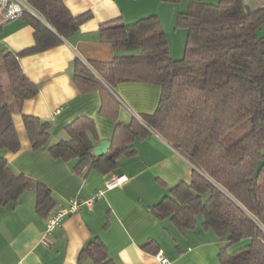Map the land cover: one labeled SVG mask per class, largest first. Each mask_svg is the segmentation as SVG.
<instances>
[{"label": "trees", "instance_id": "obj_1", "mask_svg": "<svg viewBox=\"0 0 264 264\" xmlns=\"http://www.w3.org/2000/svg\"><path fill=\"white\" fill-rule=\"evenodd\" d=\"M47 22L27 11L24 17L35 28L34 46L14 53L5 49L0 60V149H20L13 111L37 94L39 88L24 73L23 53L42 51L59 44L61 37L76 32L87 15H74L64 0H29ZM245 0L218 3L190 0L177 25L187 29L184 55L173 58L169 38L157 14L127 23L115 18L98 29L103 41L116 51L112 61L74 59L73 79L82 91L99 89L101 110L116 120L111 146L104 155L93 154L97 129L89 116L76 118L66 127L68 137L53 144L54 157L77 158L76 168L112 169L117 159L136 153L134 140L155 130L195 166L190 182H180L163 196L153 211L169 217L182 230L193 228L198 215L226 244L220 248L223 264H264V5ZM2 71L9 83L6 90ZM145 81L161 85L162 93L153 113L123 122L118 83ZM9 93V94H8ZM32 147L48 144V121L24 115ZM232 130L241 135L224 142ZM263 161L260 170L258 163ZM36 192V210L48 215L53 208L51 189L16 171L0 155V205L17 203L26 188ZM246 240L245 243L242 242ZM234 250L229 248L238 243ZM93 255L96 264H111L98 238L82 253Z\"/></svg>", "mask_w": 264, "mask_h": 264}, {"label": "crops", "instance_id": "obj_2", "mask_svg": "<svg viewBox=\"0 0 264 264\" xmlns=\"http://www.w3.org/2000/svg\"><path fill=\"white\" fill-rule=\"evenodd\" d=\"M245 1L250 6L264 5V0ZM64 2L72 14L87 17L76 32L61 37L59 44L19 56L24 73L39 90L13 111L20 149H0V155L16 171L51 189L54 206L48 215L39 213L33 186L24 190L17 203L0 205V264H96L93 255L82 253L95 238L104 245L111 264H223L219 252L227 239L205 227L203 216L193 228L182 230L171 218H160L153 211V206L173 186L191 181L195 168L160 133L151 130L147 136L137 137L133 142L136 153L121 155L107 171L99 166L89 168V162L77 169V158L54 157L48 147L66 139L67 125L82 116L94 119L95 145L108 139L111 146L116 120L102 112L101 91H82L73 79L76 57L87 63L114 59L116 51L111 43L101 39L100 25L115 18L130 23L157 14L169 35L177 25L178 15L188 10L190 0ZM31 13L48 24L36 10ZM35 43V28L26 17L0 23V60L5 49L19 53ZM170 49L175 56L171 44ZM115 93L121 101L118 118L130 122L155 111L162 87L152 82L124 81L116 85ZM24 115L49 122L48 144L32 147ZM120 176L125 178L118 185L107 189L92 205H82L54 229L48 243L43 242L47 220L57 208L71 198L93 196L106 187L107 180ZM158 251L163 252L167 262L157 257Z\"/></svg>", "mask_w": 264, "mask_h": 264}, {"label": "built area", "instance_id": "obj_3", "mask_svg": "<svg viewBox=\"0 0 264 264\" xmlns=\"http://www.w3.org/2000/svg\"><path fill=\"white\" fill-rule=\"evenodd\" d=\"M27 11L33 12L29 0H0V23L23 17ZM124 178V176H120L107 180L106 187L98 190L93 196L86 199L71 198L66 204L57 208L47 220L46 229L42 238L43 242H49V236L53 233L54 229L64 221V219L77 212L82 205H92L96 198L102 196L107 189L118 185ZM157 257L162 262H167L162 251H158Z\"/></svg>", "mask_w": 264, "mask_h": 264}, {"label": "rangeland", "instance_id": "obj_4", "mask_svg": "<svg viewBox=\"0 0 264 264\" xmlns=\"http://www.w3.org/2000/svg\"><path fill=\"white\" fill-rule=\"evenodd\" d=\"M204 2H210V3H218L219 0H202ZM185 33V34H184ZM258 33L260 35H264V23L262 26L258 29ZM169 35V44L172 46V52L175 56L173 58H181L184 55L185 51V46H186V41H187V29L183 26H174L168 33ZM2 80L4 83V86L7 89H9V83H8V78L7 74L5 71H2ZM241 133L237 130H232L229 132L226 136H224V142L226 144H231L233 143ZM202 215H199L198 218H201ZM238 247L243 245L244 243L240 242L238 243Z\"/></svg>", "mask_w": 264, "mask_h": 264}, {"label": "water", "instance_id": "obj_5", "mask_svg": "<svg viewBox=\"0 0 264 264\" xmlns=\"http://www.w3.org/2000/svg\"><path fill=\"white\" fill-rule=\"evenodd\" d=\"M246 5V8L248 10L251 9V6H250V3L249 2H246L245 3ZM49 25V24H48ZM109 146H110V140L108 139H102L97 145H95V147L93 148V154L95 155H103L104 153L107 152V150L109 149ZM263 165V161H260L258 163V167H257V173L258 171L260 170L261 166Z\"/></svg>", "mask_w": 264, "mask_h": 264}]
</instances>
